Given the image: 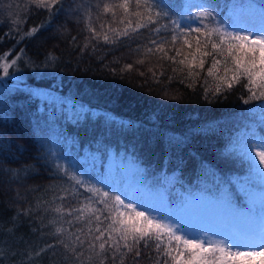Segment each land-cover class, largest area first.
Instances as JSON below:
<instances>
[{
	"label": "trees",
	"instance_id": "1",
	"mask_svg": "<svg viewBox=\"0 0 264 264\" xmlns=\"http://www.w3.org/2000/svg\"><path fill=\"white\" fill-rule=\"evenodd\" d=\"M105 2L112 0H61L49 11L29 8L28 0H0V55L19 56L8 76L0 69L7 79L0 88V264H76L52 234L60 224L49 221L58 214L44 203L53 201L54 190L62 195L58 188L72 184L57 164L153 216L157 211L144 200L141 186L163 190L169 219L198 195L218 199L225 192L236 208H246L242 187L252 193L264 187L239 151L251 134L264 135V100L249 99L240 84L213 93L215 81L206 70L188 78L186 67L180 72L182 66L143 55L151 39H171L163 28L167 20L161 21L159 36L140 29L114 43L92 39L85 13L91 10L99 30L96 5ZM157 3L184 27L199 26L192 16L208 10L229 31L256 32L257 27L230 23L250 10L264 14V0ZM176 47L190 51L182 40ZM139 59L145 63L137 64ZM128 64L133 68L122 70ZM127 166L133 170L128 182L138 186L126 183ZM79 192L80 200L90 195L83 188ZM49 244L55 247L47 249ZM149 253L144 250L139 264H153Z\"/></svg>",
	"mask_w": 264,
	"mask_h": 264
},
{
	"label": "snow or ice",
	"instance_id": "2",
	"mask_svg": "<svg viewBox=\"0 0 264 264\" xmlns=\"http://www.w3.org/2000/svg\"><path fill=\"white\" fill-rule=\"evenodd\" d=\"M60 2L28 0V5L29 8L34 6L51 11ZM198 7L205 8V5L199 4ZM96 8L95 21L99 30L93 26L91 10L85 13L87 30L92 34V39L114 43L116 38L130 37L140 29H147L159 36L162 31L159 25L162 20H167L163 28L170 30L171 39H151V47H146L143 55L157 56L160 61L167 60L182 66L178 69L180 72L186 67L188 78L199 77L200 71L206 70L207 77L215 81L213 93H220L222 89L230 90L234 84H240L248 90L249 99L264 100V26L256 32L248 29L229 31L228 26L216 22L211 11L200 10L192 16L199 26L184 27L172 20L158 6L157 0H112L103 3L102 8L99 4ZM104 16H110L111 21L102 20ZM14 22L19 24L21 21L17 19ZM40 27L43 25L33 27L26 34L32 35ZM193 34L195 44L190 39ZM181 40L190 51L184 52L183 48L176 47ZM166 45H170L173 55H169ZM9 55H0V69L4 76H8L9 68L15 66L19 59L16 56L9 60ZM136 63L143 65L145 61L139 59ZM206 63L208 67L205 69ZM132 68L133 65L128 64L122 70ZM148 71L156 76L152 68ZM207 77L203 78L205 85L208 84ZM205 92H208L207 87ZM249 99L243 102L247 104ZM261 131L264 132V129ZM239 151L248 161L250 172L264 186V135L251 134ZM56 167L72 184L58 188L62 195H55L54 190L53 201L60 200V204L54 205L53 201L44 203L58 214L49 221L52 225L60 224L52 234L65 250L72 253L76 264H127L129 261L130 264H139V258L146 249L150 250L147 258L153 264H264V192L260 197L258 212L256 199L248 188L241 189L248 198L247 210L234 207L230 200L225 201L224 211L227 214L247 217L248 222L240 229L228 228L219 238L209 237L207 233L190 236L178 224L139 210L137 205L126 203L120 195H113L86 183L83 178L59 164ZM80 188L90 194L84 196L83 200L79 199L84 195L79 192ZM54 247V244L47 245V249ZM47 249H41L40 252ZM40 252L36 255H40Z\"/></svg>",
	"mask_w": 264,
	"mask_h": 264
},
{
	"label": "rangeland",
	"instance_id": "3",
	"mask_svg": "<svg viewBox=\"0 0 264 264\" xmlns=\"http://www.w3.org/2000/svg\"><path fill=\"white\" fill-rule=\"evenodd\" d=\"M236 25H245L246 27L252 26L260 28L264 26V14L261 11L250 10L244 13H241L236 20H233L230 23V26ZM11 78L10 82H14L16 77H8ZM7 79L3 76H0V88L5 86ZM122 166L119 165V168H115L118 171L121 170ZM127 169L122 173L126 179V183H130L129 178L132 176L133 170L127 166ZM137 183V182H134ZM132 184L138 186V184ZM132 185H128L131 188ZM142 194L144 200L151 205V210L157 211L158 218L164 219L168 222L173 223L174 225L178 224L180 228L188 233L196 235H202L207 233L209 237L219 238L222 235V232L227 230L228 228H232L234 230H238L243 227L247 222V217H236L234 215L227 214L224 211L225 201L232 200L230 196L222 192L220 193V197L218 199H212L208 196L198 195L190 198L187 203L183 204L174 214V216L169 219L164 208L166 205V197L167 194L162 190L157 191L154 188H150L149 186H141ZM262 192H264V187L260 191H256L254 197L256 199V210L259 211V201ZM248 200L245 196L244 200ZM235 207V205L232 203ZM249 207V202L246 208H238L241 210H247Z\"/></svg>",
	"mask_w": 264,
	"mask_h": 264
}]
</instances>
